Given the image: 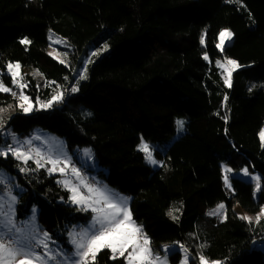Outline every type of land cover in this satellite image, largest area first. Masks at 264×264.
Listing matches in <instances>:
<instances>
[{
    "label": "trees",
    "instance_id": "obj_1",
    "mask_svg": "<svg viewBox=\"0 0 264 264\" xmlns=\"http://www.w3.org/2000/svg\"><path fill=\"white\" fill-rule=\"evenodd\" d=\"M49 29L68 40L73 58L93 43L102 48L83 75L51 55ZM225 29L233 37L221 50ZM226 60L238 63L231 87ZM13 62L29 65L27 79L44 103L57 93L63 99L18 109L12 130L42 127L71 149L92 147L105 181L132 197L133 218L154 250L178 243L190 249L191 264L200 256L264 264V216L249 223L234 209L254 200L264 206V0H0V69ZM10 101L0 92V105ZM177 117L184 122L178 137ZM142 139L158 168L138 149ZM223 163L258 173L259 195L253 181L238 177L226 187ZM0 166L25 189L20 218L38 205L48 230L89 220L46 168H25L12 156L0 157ZM111 255L104 249L93 264H126ZM181 257L170 256L175 264Z\"/></svg>",
    "mask_w": 264,
    "mask_h": 264
},
{
    "label": "rangeland",
    "instance_id": "obj_2",
    "mask_svg": "<svg viewBox=\"0 0 264 264\" xmlns=\"http://www.w3.org/2000/svg\"><path fill=\"white\" fill-rule=\"evenodd\" d=\"M48 39L50 42L49 51L51 55L55 57L63 65H65L67 68H72L73 74L75 75L76 78H78V74L83 75L85 71L88 70L90 64L94 61V58H95L94 57L93 59H91V57L95 54L98 55L99 50L102 49L97 45V43H93L87 47V51L85 53L73 58L70 55L72 51V47L70 46L67 39L56 34L52 29H49L48 31ZM101 40L102 42L100 45H106L108 43V32L102 35ZM230 41L231 40H226L224 43V46ZM219 44H220V38H219L218 45ZM219 49L221 48L219 47ZM227 61L228 60H226L224 64L229 69V71H233L234 69L237 68V67L234 68L233 65L228 64ZM16 63L20 64V69H19L20 76H18L17 79L20 80V83L27 85V87L23 88V93L31 98L34 109L36 107L41 108L40 103L43 102L42 98L40 94L38 93L35 94L34 90L32 89L30 80L27 79V73L30 70L29 65H23L21 62H13L12 64H16ZM0 80H3V83L5 84V86L12 88V90L17 93L16 97L12 96L11 93H8L11 95V101L8 102L7 104L0 105V108L5 109L3 113H0V118H2L0 119V122L4 124L3 130H0V145L12 144L14 147L17 146L16 143L12 140L11 136L9 135V133H14L17 140L21 144L24 145L22 151H30L33 156H36V153L34 150L39 149L40 156H36V158L40 159L41 157H43L44 159L41 160L42 163H45L49 157H51L52 159H58L60 161H64L66 159L70 160V164L68 165L65 172L61 173L58 171H54L49 174L56 176L57 182L70 192L71 204L78 207L79 209H82L85 205L74 203L71 199L72 191L70 190V187H65V185L61 182L64 180H68L70 182V185L72 186L79 185V189H78L79 192L83 194L84 196L89 195L88 189L85 188L82 184H80V179H78L73 174L72 168H76L79 170L80 177H82L83 180L87 184L91 185L93 188L101 189L107 195L111 196L114 200H116V202L118 203H126L127 207L131 211L132 197L130 196L129 193L120 191L119 189L108 184L105 181L104 177L100 174V170L102 169V167L99 165L92 147H82V148L71 149L67 145L64 138L42 127L34 128L33 131L27 135H19L18 133L14 132L12 130V127L9 124L10 122L9 117L13 115L15 112H17L18 109H20L18 107L19 101L17 97L20 95L21 89L11 83L12 77L8 73L7 69L5 71L0 69ZM73 88H75V85L71 88V90H68L70 95L75 94L77 91V90L72 91ZM53 103H56V102H53ZM178 120H181V118L177 117L176 123ZM261 131H264V126ZM182 133H183V128L177 124L176 137H178ZM260 133H259L260 140L262 144L264 145V139H262ZM28 140H31L30 145L25 143ZM142 143H147V142L144 139L141 140L138 146V149L141 152H143L140 149V145ZM85 149H90L91 150L90 153H86ZM149 149L151 150L150 145H149ZM143 154L145 155V159H146V154L144 152ZM152 155H153V152H152ZM8 156H12V155H8ZM0 157H3V156H0ZM153 158L155 159L154 155H153ZM146 161L153 168H158L160 166L159 163L154 165V164H151L147 159ZM18 162L26 168V166L30 162L35 163V159H29L27 164H25L22 160H18ZM63 166H64L63 163L58 165V167H63ZM51 167H52L51 163H45V167H41V168H46L48 171V168H51ZM223 167H224V177L225 175L228 176L230 184H231V181H230L231 177H238L241 179L253 181L256 185L255 195L256 197L259 195V191H257V183H259L260 185V179L259 181L256 180V177L260 178V175L258 173L251 172L249 168L244 164L240 165V167L238 168H234L231 166H227L225 165V163H223ZM226 169H231V171L226 172ZM243 169H247L248 173L245 174ZM225 186L227 187L226 183H225ZM24 191L25 189L18 182L17 176L11 173L8 169L0 166V196L5 197L3 201H0V204H3L5 210H7L8 203H9L8 198H7L8 194L10 193L11 196L15 197L14 221H15L16 227L21 229V232L16 233L15 236L20 237L21 239L26 238L28 240H31L32 243L34 244L35 241L39 239H43L44 238L43 233L47 232L50 237V239L48 240L49 248L52 250L53 255L56 256V259L54 261H49V264H72V261L77 260L78 257L73 255V253L75 252V245L71 243V240L73 236L79 239V234L83 230L90 228L92 218L95 214L91 211V209H89V211H85V212L90 213V217L87 223L85 224L83 223L66 224L64 226L59 227L58 229L48 230L45 228L43 224L39 222L38 205H33L30 209V212L24 218L19 217L20 196H22ZM221 204L225 206V202ZM223 209H225V207ZM234 209L236 212L240 213L242 216L251 217L252 220L256 221V217L258 216V214L261 213V210L264 209V206L259 204L256 200H254L251 202L240 203L236 205ZM131 214H132V211H131ZM132 219L135 221V219L133 218V215H132ZM0 220H3V217H0ZM135 223L137 226H139L136 221ZM70 233H72L73 235L70 236L69 235ZM142 233L144 236H146L150 240V237L146 233H144L143 230H142ZM0 237H3V239H6V238L13 239L14 238L12 234H6L2 230V228H0ZM150 247L152 248L154 255H159V257H161L162 259L166 257L167 264H175L171 261V258H170L171 254L174 253L175 251H180L182 253V257L178 264H183V261L186 255L188 257V264H191V259L193 258L191 251L188 247L184 245H181L178 243L165 244L162 246V251L154 250L153 247L151 246V243H150ZM35 250L39 252L41 255L46 256V250H44L42 246L39 248H36ZM61 251H63L64 255H60ZM129 251H131V249H129ZM65 256L69 257L67 262H65ZM125 256H127V253H125ZM205 259L209 262V264H212V261H209L207 258ZM125 262L127 264L126 259H125Z\"/></svg>",
    "mask_w": 264,
    "mask_h": 264
},
{
    "label": "snow or ice",
    "instance_id": "obj_3",
    "mask_svg": "<svg viewBox=\"0 0 264 264\" xmlns=\"http://www.w3.org/2000/svg\"><path fill=\"white\" fill-rule=\"evenodd\" d=\"M233 33L225 29L220 32V44L218 47L223 50V46L226 40H231ZM21 43H30L27 38L21 41ZM205 59H208L205 55ZM228 64L233 65V67H238L236 61L228 60ZM20 64L9 63L7 65L8 73L11 75V83L16 85L21 89L20 95L17 97L19 104L18 107L25 113L32 112L34 106L32 100L29 96L23 93V88L27 85L20 83V80L17 79L20 76L19 73ZM231 71L228 73L226 83L231 87ZM22 79V77H21ZM77 89L73 88L72 91ZM0 92L11 93L12 96L16 97L17 93L12 90V88L5 86L3 80H0ZM63 99L62 94L57 93L52 96L50 100L46 103L41 102V108H50L53 105V102H59ZM5 109L0 108V113H3ZM2 119V118H0ZM183 121L178 120L177 124L180 127H183ZM4 124L0 122V130H3ZM12 140L16 143L17 146L12 144L0 145V156L7 157L12 155L18 160H22L27 164L29 159H35L37 168L45 167V163H51L52 167L48 168V172H65L70 160L66 159L60 161L58 159H52L49 157L45 163H42L41 160L44 159L41 157L37 159L36 156H40L39 149L34 150L36 156H33L30 151H22L24 145L21 144L14 133H9ZM262 139H264V131L260 133ZM38 138V137H37ZM25 143L31 144V140L26 141ZM140 149L146 154V159L151 164L160 163L153 158L152 151L149 149L147 143H142ZM90 149H85L86 153H90ZM63 163V167H58ZM21 171H26V169H21ZM231 171V169H226ZM244 173L247 174L248 170L243 169ZM73 174L80 179V184L88 189L89 195L84 196L79 192V185H70L68 180L61 181L65 187H70L72 191V201L74 203L85 205L81 210L82 211H91L95 214L92 218L91 225L89 229L83 230L79 234V239L73 236L71 243L75 245L74 256L78 257L77 260H73L72 264H93L96 259V255L104 250L108 249L111 251V258L117 259L118 257H124L127 261V264H167V258H161L159 255H154L153 250L150 247V240L143 235L142 227L137 226L135 221L132 219V214L130 209L127 207L126 203H118L111 196L107 195L104 191L99 188H93L91 185L87 184L82 177H80L79 170L72 168ZM259 177H256V180L259 181ZM227 187H231L229 183V178L227 175L224 177ZM257 191H260V185L257 183ZM8 207L5 210L3 204H0V217H3V220H0V228L6 234H12L13 239L10 243H6L3 237H0V264H49V261H54L56 256L53 255L52 250L49 248L48 240L50 239L47 232L43 233V239L35 241L33 244L31 240L26 238L21 239L16 237V233H20L21 229L16 227L14 221V204L15 197L8 194ZM5 199L4 196H0V201ZM225 206L220 204L217 206V209L214 212L209 213L210 215H216L220 213V210ZM171 215V213H169ZM260 216H264V209L261 210V213L256 217V222H259ZM242 219H246L249 223L252 222L251 217L242 216ZM70 236L73 234L70 233ZM43 247L46 250V256L41 255L35 249ZM131 249V251H129ZM127 253V256H125ZM60 255H64L63 251L60 252ZM69 257L65 256V262H67ZM200 264H209V262L203 257H199ZM183 264H188V257L185 256ZM212 264H220V262H212Z\"/></svg>",
    "mask_w": 264,
    "mask_h": 264
},
{
    "label": "built area",
    "instance_id": "obj_4",
    "mask_svg": "<svg viewBox=\"0 0 264 264\" xmlns=\"http://www.w3.org/2000/svg\"><path fill=\"white\" fill-rule=\"evenodd\" d=\"M4 241L6 242V243H10L11 242V239H4Z\"/></svg>",
    "mask_w": 264,
    "mask_h": 264
}]
</instances>
